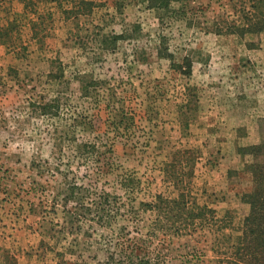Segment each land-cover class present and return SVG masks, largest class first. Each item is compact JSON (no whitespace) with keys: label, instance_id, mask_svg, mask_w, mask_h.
<instances>
[{"label":"rangeland","instance_id":"rangeland-1","mask_svg":"<svg viewBox=\"0 0 264 264\" xmlns=\"http://www.w3.org/2000/svg\"><path fill=\"white\" fill-rule=\"evenodd\" d=\"M93 1L92 12L64 21L57 4L47 0H0V28L14 25L11 37H0V264H95L106 258L99 226L71 231L70 216L65 222L62 207L53 202L63 181L57 166H67L60 163L54 125L29 107L30 101L56 92L47 82L53 60L62 62L71 82L70 90L58 89L77 96L80 74L128 81L124 87L132 95L127 104L135 113V128L105 140L114 143L113 160L144 180L142 199L160 192L174 195L160 168L172 146L183 145L198 154L193 187L199 202L217 210L228 232L237 234L248 211L242 195L254 185L249 165L264 162V32L240 37L212 28L241 24L251 0L173 2L174 9L184 6L180 16L186 17L164 11L163 22L144 0H121V10L112 0ZM40 16L46 21L35 39L32 22L40 23ZM114 32L124 33V39L114 50L104 49L98 35ZM164 41L176 63L184 56L192 59L190 78L159 56ZM24 44L26 53L20 50ZM187 85L195 89L197 101L190 127L182 132L177 105L187 98ZM89 110L103 133L106 114L96 107ZM130 143L136 146L130 149ZM251 146H259L260 157L248 152ZM86 172L81 167L78 174ZM105 188L123 193L113 181ZM217 234L214 227L161 236L153 248L163 253L165 264H215L222 252H217Z\"/></svg>","mask_w":264,"mask_h":264},{"label":"trees","instance_id":"trees-1","mask_svg":"<svg viewBox=\"0 0 264 264\" xmlns=\"http://www.w3.org/2000/svg\"><path fill=\"white\" fill-rule=\"evenodd\" d=\"M112 1L119 10L122 9L121 0ZM183 1L144 0L148 8L157 10L162 22L166 17L164 11L169 15L171 10L176 17L185 18V15L180 16L183 5L178 9L171 7L173 2ZM47 2L57 4L64 21L70 18L79 19L82 14L88 13L86 11L92 12L95 5L93 0ZM39 19L40 23L37 20L32 22L35 39L40 35L37 29L46 21L43 16ZM52 20L53 16H50L49 21L53 24ZM241 21V24H229L226 30L216 24L212 29L217 34L227 31L240 37L264 32V0H251L250 8L243 10ZM13 28V23L4 30L0 28V37H11ZM98 36L104 49L114 50L125 34L114 32ZM20 50L26 53L28 46L24 44ZM158 53L161 58L172 62L176 72L185 78L192 76L193 61L189 56H184L180 63H176L174 53L165 41L159 47ZM51 65L47 82L50 86L54 85L53 88L57 87L56 92L51 96L42 95L39 99L30 101L29 107L35 116L54 125L56 135L53 139L60 151V163L67 166L65 170L57 166L63 181L53 199L55 207H62L61 213L64 214L62 218L65 222L66 217L70 216L71 226L74 227H70L71 231L81 232L88 224L90 228L97 225L102 230L99 243L106 252V258L95 264H165L163 253L153 248L157 239L168 235H192L204 229L214 230V227L219 238V244L216 242L217 252L222 251L215 264H264V162L255 161L249 165L254 185L250 192L242 195V201L249 208L237 234L227 231L229 225L224 224L225 219L218 216L214 207L199 202L193 187L198 157L194 148L172 146L170 158L162 163L160 171L164 182L174 189L173 196L160 192L151 200L142 199L140 195L146 188L144 180L134 171L113 160L114 143L105 140V137L110 140L112 134L114 137L131 134L135 128L136 116L127 104L132 95L128 96V90L124 87L128 81L99 79L87 73L80 74L77 78L80 95L77 96L58 89V86H62L70 90L71 84L70 79L66 78L62 62L53 60ZM114 80L118 84H113ZM186 89L187 98L177 105V119L182 132L190 127V113L197 101L195 89L190 85ZM90 106L104 111L107 116V128L103 133L95 128L94 120L90 117ZM79 133L93 137L83 140ZM135 146L134 143L127 145L130 149ZM247 150L257 157L261 153L259 146H251ZM81 167L87 169L82 176L78 174ZM111 181L122 189V194L105 188V184H110ZM87 234L92 236L93 233ZM225 238L229 240L228 243L224 242ZM225 244L227 246L221 250V246Z\"/></svg>","mask_w":264,"mask_h":264}]
</instances>
